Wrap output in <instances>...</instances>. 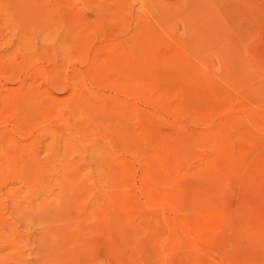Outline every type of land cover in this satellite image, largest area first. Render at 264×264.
I'll return each mask as SVG.
<instances>
[{
	"label": "rangeland",
	"instance_id": "rangeland-1",
	"mask_svg": "<svg viewBox=\"0 0 264 264\" xmlns=\"http://www.w3.org/2000/svg\"><path fill=\"white\" fill-rule=\"evenodd\" d=\"M17 256L264 264V0H0Z\"/></svg>",
	"mask_w": 264,
	"mask_h": 264
},
{
	"label": "bare ground",
	"instance_id": "bare-ground-1",
	"mask_svg": "<svg viewBox=\"0 0 264 264\" xmlns=\"http://www.w3.org/2000/svg\"><path fill=\"white\" fill-rule=\"evenodd\" d=\"M16 242H18V241H16ZM16 242H15V243H16ZM15 243H14V246H16ZM19 248H20V246H19ZM14 249H16V248L14 247ZM18 250H19V249H18ZM21 250H22V248H21ZM3 251H4V250H3ZM15 251H16V250H15ZM1 252H2V250H1ZM19 252H20V250H19ZM19 252L17 251V255H18ZM20 254H21V255H22V254L24 255V253H23L22 251L20 252ZM14 255H15V254H14ZM12 256H13V255H12ZM14 257H15V256H14ZM17 257H18V256H17ZM17 257H16V258H17ZM19 257H21V256L19 255ZM19 257H18V258H19ZM16 258H14V260H15ZM20 259H23V256H22V258H19V260H15V261H17V263H15V261H14V263H15V264H19ZM2 260H4V259H2ZM2 262H3V261H2ZM23 262H24V260H23ZM23 262H21V263L23 264ZM0 263H1V261H0ZM3 263H4V262H3Z\"/></svg>",
	"mask_w": 264,
	"mask_h": 264
}]
</instances>
